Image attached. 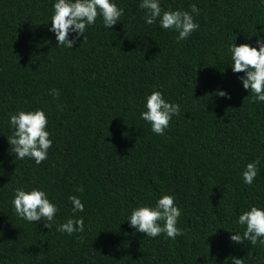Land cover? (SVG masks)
<instances>
[{
    "label": "trees",
    "instance_id": "obj_1",
    "mask_svg": "<svg viewBox=\"0 0 264 264\" xmlns=\"http://www.w3.org/2000/svg\"><path fill=\"white\" fill-rule=\"evenodd\" d=\"M117 2L121 22L98 23L67 49L56 48L46 25L51 0H0V264H229L231 256L264 264V245L229 240L239 207L264 203V102L248 97L225 47L264 28V4L161 0L165 9H200L199 29L178 41L144 22L138 0ZM153 86L181 104L164 135L139 118ZM218 88L231 98L216 96ZM21 107L49 115L53 145L39 165L10 150L8 114ZM257 157L260 173L246 185L241 171ZM21 184L44 186L60 205L58 221L83 216L85 231L18 219L10 198ZM162 192L181 207L175 240L144 237L125 221ZM69 194L84 212L72 213Z\"/></svg>",
    "mask_w": 264,
    "mask_h": 264
},
{
    "label": "clouds",
    "instance_id": "obj_2",
    "mask_svg": "<svg viewBox=\"0 0 264 264\" xmlns=\"http://www.w3.org/2000/svg\"><path fill=\"white\" fill-rule=\"evenodd\" d=\"M264 4V0H260ZM138 7L144 10L143 19L147 25H158L160 30H170L175 33L178 41H183L199 29L200 25L194 17L200 9L196 3L190 5L191 11L183 8H162L161 0H138ZM125 14L117 0H51L48 16V31L54 34L56 48L73 49L76 44H82L88 39L89 28L102 24L104 29L121 22ZM252 37H255L254 42ZM82 41V42H81ZM228 53V67L237 75V80L243 89L248 90L252 102H264V28L256 29L255 35L247 36L244 43L237 44L236 38L225 44ZM49 94L59 97L58 89H49ZM218 97L231 98L226 89L218 88L214 93ZM143 110L139 118L145 121L150 130L158 135H164L174 116L181 112V104L165 97L161 88H153L144 93ZM10 134L7 137L10 150L15 160L25 158L39 165L49 156L53 145L49 130V115L43 107L17 108L8 114ZM261 160L247 162L241 171L242 181L253 185L260 173ZM16 170V169H15ZM83 192V186L76 189ZM67 200L71 203L72 213L84 212L85 203L76 194H69ZM10 205L15 216L28 223L43 222L44 227L59 233H83L85 218L72 215L58 221L57 213L60 205L51 198L48 191L41 185L16 186L12 190ZM181 207L176 203V197L169 192H162L155 197L154 202L135 204L126 220L134 232L143 233L144 237L156 238L163 235L175 240L183 234L178 226ZM237 226L228 231L229 240L233 244L249 242L251 245H264V203L255 202L239 207L234 218ZM229 264H245L244 258L231 256Z\"/></svg>",
    "mask_w": 264,
    "mask_h": 264
}]
</instances>
